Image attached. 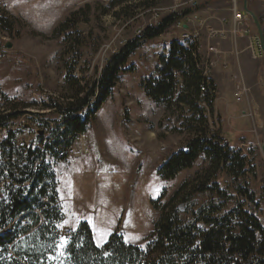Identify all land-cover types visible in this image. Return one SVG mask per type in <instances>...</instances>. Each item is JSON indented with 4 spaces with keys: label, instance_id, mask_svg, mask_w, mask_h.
<instances>
[{
    "label": "rangeland",
    "instance_id": "374dc122",
    "mask_svg": "<svg viewBox=\"0 0 264 264\" xmlns=\"http://www.w3.org/2000/svg\"><path fill=\"white\" fill-rule=\"evenodd\" d=\"M240 3L244 8V0ZM247 6L264 29V0H247ZM185 9H191L186 15L190 28L189 24L178 26V21L187 20L182 17L130 55L127 66L134 65V70L121 73L82 133L88 153L67 160L46 158L54 171L63 214L51 260L65 259L67 239L82 222L91 228L99 248L111 235L119 234L126 243L145 249L157 219L153 201L165 192L164 203L184 181L194 187L206 179L210 163L203 155L175 178H161L158 170L164 162L194 137L192 128L185 126L190 112L176 103L156 104L142 85L155 73L158 57L169 42L187 45L182 35L199 23L203 25L195 41L199 65L216 87L213 109H206L208 128L247 161L243 180L236 181L220 170L211 181L218 180L224 193L220 199L225 202L224 211L241 201L237 185L252 190L256 202L251 206L264 227V54L258 55L257 30L248 16L244 23L248 33H239L234 40H246L250 72L245 77L241 72L230 78L226 74L230 69L220 59L222 48L235 41L210 34L229 27L230 0H0V16L8 19L0 25V114L19 112L11 129L18 131L19 139L37 145V131L48 135L42 126L45 121L52 128L60 124L54 109L47 106L49 99L64 103L74 93L66 81L68 70L81 85L91 83L128 40ZM5 134L0 128V140ZM67 146L72 152V145ZM188 189L175 202L185 220L188 204L183 198L195 209L219 199L214 193L190 195Z\"/></svg>",
    "mask_w": 264,
    "mask_h": 264
},
{
    "label": "trees",
    "instance_id": "16d2710c",
    "mask_svg": "<svg viewBox=\"0 0 264 264\" xmlns=\"http://www.w3.org/2000/svg\"><path fill=\"white\" fill-rule=\"evenodd\" d=\"M190 12L171 13L158 24L145 27L107 60L91 83L81 85L68 70L66 81L74 93L64 103L49 99L47 106L54 109L60 124L52 128L45 121L42 126L48 135L37 131V145L17 142L18 131L11 127L19 112L0 114V128L6 133L0 140V264H264V227L251 206L256 202L254 192L237 185L241 201L224 211L225 202L220 201L224 193L218 180L211 181L220 170L236 181L243 180L247 161L208 128L206 109H213L216 87L199 65L198 44L189 40L187 45L170 41L158 57L155 73L142 85L156 104L176 103L190 112L185 126L192 128L194 137L164 162L158 170L161 178H175L203 155L210 163L206 179L195 181L194 187L184 181L164 203L165 192L153 201L157 219L145 249L126 243L119 234L111 235L99 248L91 228L82 222L67 239L65 259H50L58 246L57 224L63 214L54 171L46 158L50 155L63 160L58 149L69 151L71 137L87 131L121 73L134 70V65L127 66L130 55ZM7 20L0 16V25H6ZM69 20L60 27L65 28ZM188 186L190 195L214 193L219 199L195 209L183 198L188 204L185 220L175 202Z\"/></svg>",
    "mask_w": 264,
    "mask_h": 264
},
{
    "label": "built area",
    "instance_id": "2783aa9c",
    "mask_svg": "<svg viewBox=\"0 0 264 264\" xmlns=\"http://www.w3.org/2000/svg\"><path fill=\"white\" fill-rule=\"evenodd\" d=\"M231 3V17H230V24L228 28H221L219 30H215L214 32H212L210 34V36H220V38H232L233 41H235L234 39L236 38V36L240 33V34H247L248 31L244 26L245 21L248 18V14L246 13V11L244 10V8L241 6L240 0H230ZM243 5V3H242ZM188 16H186L187 18ZM188 18L186 21L181 22L178 21V26H183V27H187V25L189 24ZM226 20H223V22ZM202 23H199L197 25H194V27H192L191 30H187L182 37L185 36H195V41L199 36V30L202 27ZM191 27V25L189 24V28ZM225 36V37H224ZM229 39V38H228ZM255 39V38H254ZM256 43L258 44V55L263 54L261 46H260V41L259 38H256ZM253 58L256 57V54H253L252 56ZM12 130H16V129H12ZM72 143L69 145H72V152H65V149H58V156L62 157L63 159H71V158H80L82 155L88 153L87 148H86V144H85V138H82V135H75L72 136L71 139ZM17 142L19 143V145H28V142L26 139H17Z\"/></svg>",
    "mask_w": 264,
    "mask_h": 264
},
{
    "label": "crops",
    "instance_id": "0c3cea01",
    "mask_svg": "<svg viewBox=\"0 0 264 264\" xmlns=\"http://www.w3.org/2000/svg\"><path fill=\"white\" fill-rule=\"evenodd\" d=\"M244 37H239L235 40V44L231 41L226 42V45L222 49L225 50L224 54L220 57L221 60L225 61V66L227 65L230 69L226 74L230 78L232 73L241 72L242 76L250 72L248 63L251 59L249 51L247 50V42L242 39ZM236 47V48H235ZM235 48V49H234ZM216 50V49H215ZM237 59H236V58ZM226 66V67H227Z\"/></svg>",
    "mask_w": 264,
    "mask_h": 264
},
{
    "label": "water",
    "instance_id": "95a60500",
    "mask_svg": "<svg viewBox=\"0 0 264 264\" xmlns=\"http://www.w3.org/2000/svg\"><path fill=\"white\" fill-rule=\"evenodd\" d=\"M244 10L249 15V17L252 19V21H253V23H254V25L256 27L258 38H259V41H260V46H261L262 52L264 54L263 27H262L261 21L258 18V16L252 10H250L248 8L247 0H244ZM9 46L10 45L8 44L7 47H9ZM262 151H263V154H264V143H263V146H262Z\"/></svg>",
    "mask_w": 264,
    "mask_h": 264
},
{
    "label": "bare ground",
    "instance_id": "6f19581e",
    "mask_svg": "<svg viewBox=\"0 0 264 264\" xmlns=\"http://www.w3.org/2000/svg\"><path fill=\"white\" fill-rule=\"evenodd\" d=\"M183 41H186V40H189V41H192L195 43V36H185V37H182ZM187 43V41H186ZM203 73H206L205 71H203ZM79 135H83V134H79ZM84 137V136H83ZM69 152V151H68Z\"/></svg>",
    "mask_w": 264,
    "mask_h": 264
}]
</instances>
